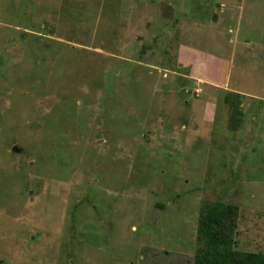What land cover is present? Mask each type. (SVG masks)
Masks as SVG:
<instances>
[{
	"label": "rangeland",
	"instance_id": "1",
	"mask_svg": "<svg viewBox=\"0 0 264 264\" xmlns=\"http://www.w3.org/2000/svg\"><path fill=\"white\" fill-rule=\"evenodd\" d=\"M211 208L264 252V0H0V264H194Z\"/></svg>",
	"mask_w": 264,
	"mask_h": 264
},
{
	"label": "trees",
	"instance_id": "2",
	"mask_svg": "<svg viewBox=\"0 0 264 264\" xmlns=\"http://www.w3.org/2000/svg\"><path fill=\"white\" fill-rule=\"evenodd\" d=\"M230 105L231 124L239 122L242 111L233 104L230 93L225 95ZM228 210L211 208L201 220L200 237L205 240L207 250L197 253L194 264H264V252H240L231 244V233L226 227Z\"/></svg>",
	"mask_w": 264,
	"mask_h": 264
},
{
	"label": "water",
	"instance_id": "3",
	"mask_svg": "<svg viewBox=\"0 0 264 264\" xmlns=\"http://www.w3.org/2000/svg\"><path fill=\"white\" fill-rule=\"evenodd\" d=\"M12 149L15 150V151H19L20 150L17 146H13Z\"/></svg>",
	"mask_w": 264,
	"mask_h": 264
}]
</instances>
